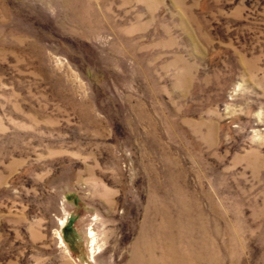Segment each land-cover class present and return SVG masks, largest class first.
I'll list each match as a JSON object with an SVG mask.
<instances>
[{"label":"rangeland","instance_id":"374dc122","mask_svg":"<svg viewBox=\"0 0 264 264\" xmlns=\"http://www.w3.org/2000/svg\"><path fill=\"white\" fill-rule=\"evenodd\" d=\"M0 264H264V0H0Z\"/></svg>","mask_w":264,"mask_h":264}]
</instances>
